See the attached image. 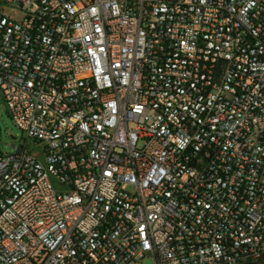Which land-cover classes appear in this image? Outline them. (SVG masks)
Masks as SVG:
<instances>
[{
  "label": "built area",
  "instance_id": "2783aa9c",
  "mask_svg": "<svg viewBox=\"0 0 264 264\" xmlns=\"http://www.w3.org/2000/svg\"><path fill=\"white\" fill-rule=\"evenodd\" d=\"M0 91V264H264V0H0Z\"/></svg>",
  "mask_w": 264,
  "mask_h": 264
},
{
  "label": "rangeland",
  "instance_id": "374dc122",
  "mask_svg": "<svg viewBox=\"0 0 264 264\" xmlns=\"http://www.w3.org/2000/svg\"><path fill=\"white\" fill-rule=\"evenodd\" d=\"M23 140L24 134L13 123L0 91V155L13 153L14 149L12 146L20 145ZM30 147H32V144H30ZM138 264H153V260L149 257Z\"/></svg>",
  "mask_w": 264,
  "mask_h": 264
},
{
  "label": "water",
  "instance_id": "95a60500",
  "mask_svg": "<svg viewBox=\"0 0 264 264\" xmlns=\"http://www.w3.org/2000/svg\"><path fill=\"white\" fill-rule=\"evenodd\" d=\"M12 147L14 148V145H13ZM21 150H22V147H21V146H19V147H18V149H17V151L20 153V152H21Z\"/></svg>",
  "mask_w": 264,
  "mask_h": 264
}]
</instances>
